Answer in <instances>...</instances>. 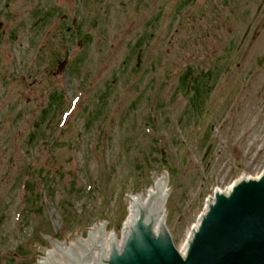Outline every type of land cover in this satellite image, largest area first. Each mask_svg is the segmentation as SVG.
I'll return each mask as SVG.
<instances>
[{
	"label": "rangeland",
	"instance_id": "1",
	"mask_svg": "<svg viewBox=\"0 0 264 264\" xmlns=\"http://www.w3.org/2000/svg\"><path fill=\"white\" fill-rule=\"evenodd\" d=\"M0 25V264L117 237L151 175L180 251L214 191L263 173L264 0H0Z\"/></svg>",
	"mask_w": 264,
	"mask_h": 264
},
{
	"label": "water",
	"instance_id": "2",
	"mask_svg": "<svg viewBox=\"0 0 264 264\" xmlns=\"http://www.w3.org/2000/svg\"><path fill=\"white\" fill-rule=\"evenodd\" d=\"M162 161L169 168L164 151ZM259 176L233 184L229 194L216 192L192 234L188 230L183 255L165 225L166 176L151 175V187H142L141 194H123L125 222L117 239L110 219L102 233L101 222L85 227L83 241L79 230L63 242L41 236L48 247L32 245L40 252L34 264H264V172Z\"/></svg>",
	"mask_w": 264,
	"mask_h": 264
},
{
	"label": "bare ground",
	"instance_id": "3",
	"mask_svg": "<svg viewBox=\"0 0 264 264\" xmlns=\"http://www.w3.org/2000/svg\"><path fill=\"white\" fill-rule=\"evenodd\" d=\"M242 179H243V180H248L249 177H243V178L239 179L238 182H239L240 180H242ZM238 182L236 181V183H238ZM166 186H167V178L165 177L164 206H165L166 196H167ZM232 189H233V186L231 185L230 187H228V189L226 190V192H223V190H222V191H221V190H217L216 192H218V193H224V194H229V193L232 191ZM212 199H214V198H212ZM203 215H204V214H203ZM196 225H198V221H197ZM196 225H195V226H196ZM195 226H194V227H195ZM101 233H102V232H101ZM112 236H113V239L116 238L115 235H112ZM186 242H187V241H186ZM185 246H186V243H185L184 247L182 248V250H180L181 254H184Z\"/></svg>",
	"mask_w": 264,
	"mask_h": 264
},
{
	"label": "flooded vegetation",
	"instance_id": "4",
	"mask_svg": "<svg viewBox=\"0 0 264 264\" xmlns=\"http://www.w3.org/2000/svg\"><path fill=\"white\" fill-rule=\"evenodd\" d=\"M260 13H261V7H260V9H259V11H258V16L260 15ZM261 26H262V25H261ZM251 27H252V24L249 25L248 30H247V32H246V34H245L244 40H247V39H248L249 34H250V32H251ZM259 33H260V28H259V26H258V27H256V29H255L254 31H252V37H251L252 40H251V44H253L254 41L257 39V36L259 35Z\"/></svg>",
	"mask_w": 264,
	"mask_h": 264
}]
</instances>
